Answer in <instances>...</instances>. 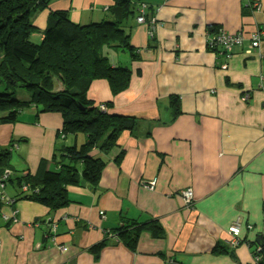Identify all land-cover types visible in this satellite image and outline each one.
<instances>
[{
	"label": "crops",
	"instance_id": "1",
	"mask_svg": "<svg viewBox=\"0 0 264 264\" xmlns=\"http://www.w3.org/2000/svg\"><path fill=\"white\" fill-rule=\"evenodd\" d=\"M142 1L155 24L147 30L137 17L131 22L139 59L114 55L132 71L129 87L113 95L106 80H95L87 92L94 104L111 103L109 112L139 120V128L121 132L103 155L98 185L68 186L70 203L58 211L16 200L18 192L3 186L0 264H252L264 236V37L259 47L246 40L219 57L207 48V26L249 36L264 29V0ZM111 5L51 0L34 21L45 25L49 10H68L80 23L101 20ZM62 123L59 113L25 110L21 121L0 124V148L14 140L16 170L34 175L42 161L53 170ZM153 179V189L144 186ZM188 188L191 208L181 194ZM128 220L157 221L162 234L145 230L135 246L120 240L92 251ZM49 222L57 224L53 235ZM235 222L240 242L231 246Z\"/></svg>",
	"mask_w": 264,
	"mask_h": 264
},
{
	"label": "trees",
	"instance_id": "2",
	"mask_svg": "<svg viewBox=\"0 0 264 264\" xmlns=\"http://www.w3.org/2000/svg\"><path fill=\"white\" fill-rule=\"evenodd\" d=\"M50 2L0 0V124L21 121L28 109H34L36 116L59 113L63 121L53 150V170L47 169L44 161L34 175L16 170L11 163L14 140L0 148V189L10 184L18 192L16 200L58 211L70 203L68 186L81 182L98 185L106 164L103 155L117 145L121 132L139 128V120L109 112L111 103L94 104L87 92L95 80H106L113 95L129 87L131 69L112 62L107 50L114 55L126 52L131 60H138L139 53L130 42L131 22L139 16L141 5H145L146 22L138 24H145L149 30L151 19L149 7L142 0H113L104 19L86 23L71 20L68 10H49L41 42L35 43L30 40L39 29L34 16L46 11ZM207 31L213 35L221 29L211 25ZM149 34L153 37L152 32ZM207 48L219 57L226 55L224 48L209 43ZM246 96L241 95V100L245 101ZM178 102V98L171 101L174 116L180 113ZM62 139L64 143H60ZM93 150H98L100 156L91 155ZM145 230L154 236L162 234L157 221L128 220L95 244L92 251L99 252L108 242L120 240L135 246L139 233ZM256 251L263 264L264 236L258 239Z\"/></svg>",
	"mask_w": 264,
	"mask_h": 264
},
{
	"label": "built area",
	"instance_id": "3",
	"mask_svg": "<svg viewBox=\"0 0 264 264\" xmlns=\"http://www.w3.org/2000/svg\"><path fill=\"white\" fill-rule=\"evenodd\" d=\"M254 5L256 6V8L258 6H261V3H254ZM145 5H141L140 7V14L137 17V22L138 23H145V16H144V12H145ZM155 22L154 20L151 19L150 22V26L152 29V26H154ZM262 37H264V29H256L254 32H252L249 36L244 34L243 31H238L235 33H226L223 31H220L217 34H213L210 35L207 43H209V45L211 47H221L224 48L226 50V56H230L231 51L234 47L236 46H240L242 45L246 40L250 41V44L252 47H259L260 42ZM247 97V96H246ZM246 97L244 99H246ZM102 108H105L104 104H101ZM8 174V173H7ZM156 184V180H150L148 182H146L144 184L145 187H147L148 189H153L154 186ZM1 190V189H0ZM1 193V192H0ZM182 199H183V204L185 207L187 208H191L193 205V193L191 191V189H184L182 192ZM16 220V219H14ZM49 226V232L53 235L55 234L56 230H57V224L56 222H49L48 224ZM229 233L232 235V239L230 241V245L231 246H236L239 244L240 240L238 238L239 232H240V225L238 222L233 223L230 227H229ZM0 250H1V242H0ZM260 254L258 253V251H256V253L253 256V262L252 264H260Z\"/></svg>",
	"mask_w": 264,
	"mask_h": 264
},
{
	"label": "rangeland",
	"instance_id": "4",
	"mask_svg": "<svg viewBox=\"0 0 264 264\" xmlns=\"http://www.w3.org/2000/svg\"><path fill=\"white\" fill-rule=\"evenodd\" d=\"M40 17H41V14L38 12V14L35 15V19L39 20ZM44 26H45V25H39V29L31 34V36H30V40H32V41L35 42V43L41 42L42 31H43V29L45 28ZM261 40H262V39H261ZM106 50H107V49H106ZM107 51H108L109 54H112V55H113L112 57H110V60H111L112 62H115V64H118L117 62L123 63V61H121L117 56H114V53H113V52H110L109 50H107ZM117 54H118V55H122V56H124V57L126 56V53H125V52H124V53H122V52H118ZM126 57H127V56H126ZM128 57H129V56H128ZM16 157H17L16 151H13V152H12V158H11L12 160H11V161H13ZM5 174H6V172H5ZM11 187H12V186H11L10 184H6L5 187H4L3 189H5V188L9 189V188H11ZM3 189H2V191H3Z\"/></svg>",
	"mask_w": 264,
	"mask_h": 264
}]
</instances>
